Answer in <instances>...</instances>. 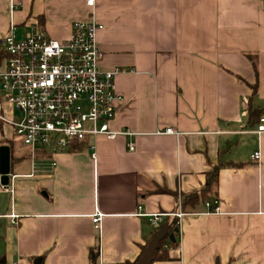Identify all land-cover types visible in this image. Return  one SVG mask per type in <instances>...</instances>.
I'll use <instances>...</instances> for the list:
<instances>
[{"label":"crops","instance_id":"1","mask_svg":"<svg viewBox=\"0 0 264 264\" xmlns=\"http://www.w3.org/2000/svg\"><path fill=\"white\" fill-rule=\"evenodd\" d=\"M21 1L11 18L10 0H0V51L11 20L19 32L36 24L60 41L75 20L94 13L104 23L102 67L125 69L112 127L134 134L33 156L0 118V148L10 149L0 264L39 255L44 264H91L97 246L99 264L137 263L156 229L146 213L155 212L175 219L180 243L152 264H264V132L248 112L264 110V0ZM12 111L20 113L0 88V115ZM169 127L176 132L159 133ZM216 164L219 211L201 202L174 216L177 199L162 190L199 189Z\"/></svg>","mask_w":264,"mask_h":264},{"label":"built area","instance_id":"2","mask_svg":"<svg viewBox=\"0 0 264 264\" xmlns=\"http://www.w3.org/2000/svg\"><path fill=\"white\" fill-rule=\"evenodd\" d=\"M86 2L94 8L95 0ZM22 4L21 0H10L11 18ZM18 28L11 20L3 40L0 88L5 100L16 107L21 116L16 120L3 115L0 118L12 125L17 138L33 156L40 150L69 149L73 141L134 134L129 129L112 127L117 106L124 101L115 78L125 69L102 67L105 53L99 45L98 35L105 25L94 13L86 19L73 21L66 41L52 38L36 24H30L25 33L19 32ZM164 132L176 131L169 127L159 133ZM255 132H264V116ZM134 147L130 144V149ZM252 158L260 160V151ZM1 186L8 187L7 184ZM205 204L210 211H219L217 206L212 208V202ZM178 206L173 215L181 218L184 213L180 203ZM146 214L154 228H159L168 215L164 212ZM101 217V213L95 214V225L99 226Z\"/></svg>","mask_w":264,"mask_h":264},{"label":"trees","instance_id":"3","mask_svg":"<svg viewBox=\"0 0 264 264\" xmlns=\"http://www.w3.org/2000/svg\"><path fill=\"white\" fill-rule=\"evenodd\" d=\"M4 57V52L0 51V60ZM1 64V63H0ZM249 118L250 122L252 124H256L260 121L261 117L263 116L264 110L260 109L259 107H254L252 104L249 105ZM14 136L15 133H14ZM17 137V136H16ZM6 141V140H2ZM9 143H13L12 141H9ZM11 147H13L11 145ZM14 158H12V161ZM223 165V164H222ZM221 164H216L212 167L210 171L206 173V183L199 189L193 190L188 193H179L177 191H171L169 189L162 190V191H169V193L173 194L175 198L177 199V204H181V208L184 210L187 206H195L201 202L210 201L212 202V208H214L217 204L218 199V179H219V170L222 166ZM228 165H234V166H243L244 163H230ZM180 201V202H179ZM159 228L154 229V231L151 234V237L148 239V241L157 233ZM174 230L172 227L167 234V236L162 239L154 253V260H170L172 257L170 255L169 247H177L180 243V235L179 232H175V240H171L169 238L170 233ZM147 244L144 245L143 250L145 249ZM45 256L39 255L34 256L32 258L33 264H44ZM4 261V257L0 258V262ZM99 248L98 246L96 248L91 249V264H99ZM115 264H136V262H120Z\"/></svg>","mask_w":264,"mask_h":264},{"label":"water","instance_id":"4","mask_svg":"<svg viewBox=\"0 0 264 264\" xmlns=\"http://www.w3.org/2000/svg\"><path fill=\"white\" fill-rule=\"evenodd\" d=\"M0 181L2 184H8L10 179V149L8 146L0 148ZM175 219L171 222H164L157 233L151 238L144 249L143 255L136 264H152L154 260V253L162 239H164L169 229L174 225ZM175 232H179V226L175 225L174 230L170 233L169 238L175 240Z\"/></svg>","mask_w":264,"mask_h":264},{"label":"rangeland","instance_id":"5","mask_svg":"<svg viewBox=\"0 0 264 264\" xmlns=\"http://www.w3.org/2000/svg\"><path fill=\"white\" fill-rule=\"evenodd\" d=\"M22 33V32H21ZM25 33V32H24ZM5 113V112H4ZM9 114H11V112L9 111ZM21 116V114L18 112V111H12V115H11V118L16 120L18 119L19 117ZM15 139L17 140L16 142L18 143L19 146L23 145L25 146L24 144H22V142L15 136ZM21 142V143H20Z\"/></svg>","mask_w":264,"mask_h":264}]
</instances>
